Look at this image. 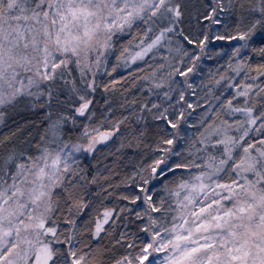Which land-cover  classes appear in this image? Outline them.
<instances>
[{"label":"snow or ice","instance_id":"obj_1","mask_svg":"<svg viewBox=\"0 0 264 264\" xmlns=\"http://www.w3.org/2000/svg\"><path fill=\"white\" fill-rule=\"evenodd\" d=\"M0 264H264V0H0Z\"/></svg>","mask_w":264,"mask_h":264}]
</instances>
